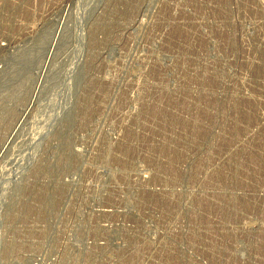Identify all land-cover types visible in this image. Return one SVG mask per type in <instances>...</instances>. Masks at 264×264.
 Here are the masks:
<instances>
[{
  "label": "rangeland",
  "instance_id": "374dc122",
  "mask_svg": "<svg viewBox=\"0 0 264 264\" xmlns=\"http://www.w3.org/2000/svg\"><path fill=\"white\" fill-rule=\"evenodd\" d=\"M60 28L0 264H264V0H0V150Z\"/></svg>",
  "mask_w": 264,
  "mask_h": 264
},
{
  "label": "bare ground",
  "instance_id": "6f19581e",
  "mask_svg": "<svg viewBox=\"0 0 264 264\" xmlns=\"http://www.w3.org/2000/svg\"><path fill=\"white\" fill-rule=\"evenodd\" d=\"M61 28L59 29L58 33L56 34V39H54L52 41V43L50 44V46H49V48L47 50V54H46V56H45V58L43 60V64H42V67H41V72H40V75H39V78H38V83L36 85L35 92L33 93L34 95L32 96L30 104H29V106H27V108L23 112V114H22V116L20 118V121L15 126V129L12 131V133H11V135L9 137V140L7 141V143L0 150V162H1L2 158L9 152L12 141L20 133V129H22L23 125L26 123V118L29 116V114H31L30 112L32 111V107L35 106V104L38 101L37 98H38V96H39V94H40V92L42 90V86H43L45 77H46V75L48 74V72L50 70L49 69L50 60H51V58H54L53 55L55 54V49H56V45L55 44H56V41L58 42V38L60 37Z\"/></svg>",
  "mask_w": 264,
  "mask_h": 264
}]
</instances>
